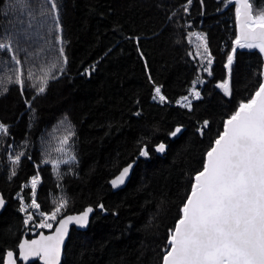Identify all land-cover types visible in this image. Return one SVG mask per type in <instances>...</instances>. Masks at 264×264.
<instances>
[{"label": "trees", "instance_id": "trees-1", "mask_svg": "<svg viewBox=\"0 0 264 264\" xmlns=\"http://www.w3.org/2000/svg\"><path fill=\"white\" fill-rule=\"evenodd\" d=\"M250 1L254 14L264 12V0ZM57 2L61 43L51 17L37 11L43 0H31L30 9L16 0H0V40L11 44L8 50L0 49V115L7 119L1 116L0 122L12 124L0 137V149L19 143L24 153L9 179L8 160L0 152V196L5 204L0 211V264L8 249L17 253L26 229L16 195L30 200L31 188L24 184L37 173L41 182L36 199L42 211L50 212L61 197L68 201L63 214L95 207L86 230H71L61 264H162L169 229L181 216L194 176L223 131V122L258 86L263 57L258 50H237L229 97L216 87L226 78L232 49L233 40L221 48L228 36L225 12L235 9L229 0ZM195 29L206 37L214 58L211 76L194 55L189 38ZM53 64L56 78L38 95L30 86L38 81L30 80L28 72L39 77ZM16 68L26 80L23 90L8 81ZM197 80L204 81L201 99L192 100L191 109L177 104ZM12 86L16 92L8 91ZM155 86H161L166 101L153 99ZM3 107L12 118L3 114ZM69 125L75 133L71 141L76 164L62 179H54L51 167L42 163L43 145L50 132L59 137ZM176 127L182 131L173 137ZM161 142L167 146L164 153L155 150ZM145 143L149 156L141 157ZM135 159L126 185L113 191L109 179Z\"/></svg>", "mask_w": 264, "mask_h": 264}, {"label": "snow or ice", "instance_id": "snow-or-ice-1", "mask_svg": "<svg viewBox=\"0 0 264 264\" xmlns=\"http://www.w3.org/2000/svg\"><path fill=\"white\" fill-rule=\"evenodd\" d=\"M191 2L192 0H188V4ZM16 3L31 8V0H16ZM229 3L235 4L238 31L226 59V78L218 82L216 87L226 96L231 97L232 72L237 49L258 50L264 57V12L254 14L249 0H229ZM184 10H188L187 4ZM37 11L50 16L53 28L60 29L57 0H43ZM197 39L203 47V53L198 51L197 55L206 60L207 64L203 71L211 76L214 58L207 47L206 37L198 34ZM10 48L11 44L0 40V49ZM59 53L63 55V47H60ZM12 60L16 65L20 64L15 56ZM63 63H67L66 58ZM56 67V64L51 65L39 77H35L32 71L28 72L30 80L38 81L30 85L36 89L38 95L46 91L50 79L56 78L52 75V69ZM59 71L63 72V67H60ZM259 76L260 80L255 91L246 100L238 102L235 111L223 122V131L218 134L213 146L206 152L202 170L195 174L191 191L180 209L181 216L176 221L175 227L169 229L162 264H264V67ZM8 81L20 85L23 90L25 80L19 68L15 69L14 79L9 77ZM202 83H204L202 80L193 82L190 95L194 99H201V92L196 85ZM2 91L6 92L7 87H3ZM154 91L153 99L158 98L160 102L166 100L161 86H156ZM178 103L185 108H192L188 96L182 97ZM208 123L204 121L205 127ZM181 131V127H176L170 135L175 137ZM198 131L203 133V129ZM7 133L8 126L0 122V135ZM74 135L69 125L61 136L56 137L54 151L70 153V141ZM166 147L161 142L155 146V150L164 153ZM139 155L149 156L147 143L140 147ZM22 156H24L23 152L10 158L13 171L9 179L16 175L15 167L19 165ZM69 160L75 161V155L69 154L68 160L51 159L42 162L51 163L57 176L62 179L58 171L59 165L67 164ZM135 163L136 161L133 160L120 169L119 174L110 181L111 185L113 187L123 185ZM40 182L39 173L31 177V202L25 204L21 197L20 211L26 212L28 208L39 211L40 204L37 202L36 194ZM3 204V197L0 196V206ZM67 206V199L61 197L50 214L39 212L41 220L35 227L51 229L55 222V230L49 235L40 233L36 239H25L20 242L18 245L20 259L29 261L30 258L38 257L43 264H61L69 225L87 227L89 215L93 212V208L88 207L79 214L64 215L57 220ZM98 207L103 209L104 205L99 204ZM32 220L33 215L26 212L24 223L27 225ZM6 264H16L14 252L11 250L6 252Z\"/></svg>", "mask_w": 264, "mask_h": 264}, {"label": "rangeland", "instance_id": "rangeland-1", "mask_svg": "<svg viewBox=\"0 0 264 264\" xmlns=\"http://www.w3.org/2000/svg\"><path fill=\"white\" fill-rule=\"evenodd\" d=\"M229 3V2H228ZM229 5V4H228ZM57 34H58V36L57 37H59V39H57L60 43H61V32H60V30H57V32H56ZM198 34H203L201 31H199V30H197V29H195L194 30V32L192 33V35L190 36V38H189V40H190V42L192 43V45H193V52H194V55L195 56H197L198 58H199V60H201V64H202V66H203V68L204 67H206L207 66V64H206V60H203L202 59V57L200 56V55H197V52L199 51V52H201V53H203V47H202V45H201V42L197 39V35ZM204 35V34H203ZM202 84H197L196 85V87H197V89L200 91V86H201ZM156 87V86H155ZM192 87H193V85L191 86V88H190V90H189V92L186 94V95H184V96H188L189 97V99L192 101V100H194V98L190 95V92H191V89H192ZM155 95V91H154V94H153V96ZM184 96H182V97H184ZM182 97H180V98H178L177 99V101H176V103L177 104H179L180 106H182L180 103H178V101H180L181 99H182ZM154 100H156V101H158V102H160L159 101V99L157 98V99H154ZM166 101V100H165ZM0 137H1V135H0ZM55 138H56V136L54 135V132H50V134L48 135V137L45 139V143H44V145H43V152H42V161H44V160H51V159H61V160H68V157H69V154H72V155H75V153H74V151H73V142L72 141H70V149H71V151H70V153H56L55 151H54V148L56 147V142H55ZM0 141H1V139H0ZM24 143H25V145H27L28 144V142L27 141H23ZM37 147L39 146V144H37L36 145ZM11 147H13V148H11ZM10 149V150H9ZM19 151H22V148H21V146H17V145H15V143L13 144L12 143V145H10V146H8L6 149H0V152L2 153V154H6V158H7V160H8V163H7V166L9 167V169H7L8 170V176H10L11 175V172L13 171V165H12V162H11V157H14L16 154H18V153H21V152H19ZM43 163V162H42ZM43 164H48L50 167H51V169H52V175H54L53 176V178L54 179H59V177L57 176V172L56 171H54V169H53V166H52V164L51 163H43ZM75 164H76V157H75V161H71V160H69V162L67 163V164H65V163H61L60 165H59V169H58V171H59V173H60V176L62 175V174H64V172L65 171H69V170H73L74 169V167H75ZM16 168V167H15ZM34 176V175H33ZM32 177V176H31ZM31 177H30V179H31ZM30 179L27 181V183L26 184H24V185H27V186H29L30 187ZM18 194H19V196H18ZM19 199H20V202L22 203V201H21V197H23V202L25 203V204H30V200L29 201H26L25 199H24V196L21 194V193H17V195H16ZM60 199V198H59ZM57 202H55V204H56ZM56 206V205H55ZM54 206V207H55ZM54 207L51 209V211L54 209ZM20 208H21V204H20ZM50 211V212H51ZM65 211V209L61 212V214H63V212ZM22 212V214H23V216H24V219H25V216H26V212H28V213H31L32 215H33V220L31 221V222H29V224H25L26 226H25V229H29L30 231H29V233L30 234H35V233H37L38 231H40V230H45V231H48V230H50V229H47V228H37V227H35V225L36 224H38L39 222H40V220H41V217H40V215H39V212H45V211H42L41 209H39V211H37L36 209H31V208H28V209H26V212L25 211H21ZM50 212H47V213H49L50 214ZM61 214H60V216H61ZM60 216H58V218L60 217ZM36 218V219H35ZM58 218H57V220H58ZM55 225V222L53 223V226Z\"/></svg>", "mask_w": 264, "mask_h": 264}, {"label": "water", "instance_id": "water-1", "mask_svg": "<svg viewBox=\"0 0 264 264\" xmlns=\"http://www.w3.org/2000/svg\"><path fill=\"white\" fill-rule=\"evenodd\" d=\"M249 3H251L250 0H249ZM228 4L230 5V4H234V3H228ZM236 31H238L237 26H236ZM237 50H238V49H237ZM263 60H264V57H263ZM263 67H264V63H263ZM213 143H214V142H213ZM212 146H213V145H212ZM205 159H206V154H205ZM135 161L137 162V159H135ZM131 162H132V161H131ZM131 162H129V163H131ZM135 164H136V163H135ZM125 166H127V164L124 165L123 167H125ZM134 166H135V165H134ZM123 167H122V168H123ZM122 168H121V169H122ZM133 168H134V167H133ZM132 170H133V169H132ZM132 170H131V172H130V174H129V177L126 178L125 183H124L123 185L118 186V187H113V186L111 185L110 181H111L112 179H114L116 175L119 174V171H118L113 177H111V178L109 179V181H108V184L110 185L111 189H112L113 191H115V190H118V189H121L122 187H124V186L126 185V183L128 182L129 178H130V175H131V173H132ZM4 205H5V204H3V206H0V211L3 210ZM88 207H92V208H93V212H94L95 207H93L92 205H87V206H85V207H84L82 210H80V211L65 213V214H63V215H61V216H64V215H75V214H79V213H81L82 211H84V210H85L86 208H88ZM93 212L90 213V215H89V223H90L91 217H92V215H93ZM61 216H60V217H61ZM60 217L58 218V220L60 219ZM88 226H89V224H88ZM88 226H87V227H79V226H77V225H75V224H71V225H69V234H70V232H71L72 229H76V230L83 231V230H86V229L88 228ZM55 227H56V223H55V225H54L50 230H48V231L40 230V231H38L37 233L32 234L31 236H26V235L28 234V230L26 229L25 232H24V234H23V236H22V238H21V240L19 241L18 245L20 244V242H22V241L25 240V239L31 240V239H36V238H38V236H39L40 233H43V234H45V235H49V234H51L52 232H54ZM69 234H68V236H69ZM68 236H67L66 239H65V244H64L63 251H62V256H61V263H62V260H63V257H64V252H65V247H66V243H67V240H68ZM18 245H17V253H16L14 250H11V251L14 252V259H16V264H19L18 261H20L21 264H29V263H31V262H33V261H36V260L39 262V264H43V261L40 260L38 257L30 258L29 261H24V260L20 259V257H19V248H18ZM8 250H10V249H8ZM8 250H7V251H8ZM7 251H6V252H7ZM4 264H6V253H5Z\"/></svg>", "mask_w": 264, "mask_h": 264}, {"label": "built area", "instance_id": "built-area-1", "mask_svg": "<svg viewBox=\"0 0 264 264\" xmlns=\"http://www.w3.org/2000/svg\"><path fill=\"white\" fill-rule=\"evenodd\" d=\"M224 20H226L227 22V26H228V33H227V37H225V39H223L222 43H221V48L224 49L225 47H227V44H229V42L231 40H233V33L236 36V20H235V12L233 10H227L225 12V16H224Z\"/></svg>", "mask_w": 264, "mask_h": 264}, {"label": "bare ground", "instance_id": "bare-ground-1", "mask_svg": "<svg viewBox=\"0 0 264 264\" xmlns=\"http://www.w3.org/2000/svg\"><path fill=\"white\" fill-rule=\"evenodd\" d=\"M6 3H7V2H6ZM104 7H105V6H104ZM65 9H66V8H65ZM95 9H96V8H95ZM96 11H97V10H96ZM1 22H2V21H1ZM87 30H88V29H87ZM0 31H1V30H0ZM85 39H87V37H86ZM60 45H61V44H60ZM2 50L4 51V49H2ZM2 54H3V52H2ZM5 55H6V54H5ZM0 58H1V57H0ZM3 58H4V57H3ZM6 59H7V57H6ZM0 62H1V61H0ZM2 66H3V65H2ZM20 67H21V65H20ZM199 74H200V73H199ZM7 75H8V74H7ZM27 79H28V78H27ZM25 81H26V80H25ZM9 85L11 86V84H9ZM7 87H8V86H7ZM12 88H14V92L17 91V89H15L16 87H13V86L11 87V89H10V87H9V90H8V91H10V90L12 91V90H13ZM28 88H29V87H28ZM7 89H8V88H7ZM25 89H27V88H25ZM15 90H16V91H15ZM21 90H22V89H21ZM24 91H25V90H24ZM8 93H9V92H8ZM22 93H23V92H22ZM10 94H11V93H10ZM17 95H19V93H18ZM6 96H7V94H6L4 97H6ZM10 101H11V100H10ZM12 101H15V98H13ZM12 101H11V102H12ZM21 101H22V100H20V102H21ZM16 102H17V101H16ZM20 102H18V105H19L20 108H21L22 106L20 105ZM9 103H10V102H9ZM12 103H14V105L12 104V107H13V106H16V107H17V105H16L15 102H12ZM21 104H22V102H21ZM6 105H7V104H6ZM6 105H5V108H7ZM10 105H11V104H10ZM10 105H8V106H10ZM12 107H10V108L13 110ZM5 108L3 107V109H4L3 114L9 111V110L7 111V109H5ZM14 108H15V107H14ZM26 108H27V107H26ZM3 109H2V111H3ZM11 109H10V110H11ZM16 109H17V108H16ZM18 109H19V108H18ZM5 111H6V112H5ZM16 111H17V110H16ZM9 112H10V111H9ZM9 112H8V114H9ZM11 112H12V111H11ZM13 112H15V109L13 110ZM6 114H7V113H6ZM8 114H7V115H8ZM1 116H2V115H0V118H1ZM5 116H6V115H5ZM5 116H4V117H5ZM8 116H9L10 118H12V117H13V113H11V114L8 115ZM11 116H12V117H11ZM2 117H3V116H2ZM4 117H3V118H4ZM3 118H1V119L4 120ZM1 119H0V120H1ZM5 119H6V117H5ZM8 119H9V118H8ZM6 120H7V119H6ZM4 122H5V121H4ZM72 124H73V123H72ZM7 125H8V124H7ZM9 125L11 126L12 124H9ZM9 125H8V126H9ZM10 126H9V127H10ZM9 127H8V128H9ZM11 135H12V134H11ZM5 138H6V136H5ZM7 139H8V137H7ZM4 140H5V139H4ZM73 140H74V139H73ZM76 140L78 141V138H77ZM1 141H2V140H1ZM4 142H8V141L5 140ZM18 142H19V141H18ZM21 143H22V142H21ZM2 144H3V143H2ZM18 145H19V143H18ZM18 145H17V146H18ZM0 146H1V145H0ZM1 148H2V147H1ZM11 148H13V147H11ZM31 148H32V147H31ZM27 149H28V147H27ZM9 150H10V149H9ZM33 160H34V159H33ZM35 160H36V159H35ZM37 162H38V161H37ZM42 166H43V165H42ZM39 167H40V165H39ZM39 167L36 168V169H39ZM59 168H60V167H59ZM21 194H22V193H21ZM10 202H11V200H10ZM12 205H15V203H14V204L11 203L10 206H12ZM8 207H9V205H8ZM40 207H41V206H40ZM12 208H13V206H12ZM12 208L10 209V211L12 210ZM40 209H42V208H40ZM14 210H15V209H14ZM61 215H62V214H61ZM35 219H36V218H35ZM25 226H26V225H25ZM25 226L22 225V227H25ZM20 264H21V262H20Z\"/></svg>", "mask_w": 264, "mask_h": 264}]
</instances>
